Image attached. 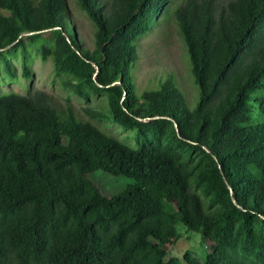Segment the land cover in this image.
I'll return each instance as SVG.
<instances>
[{
  "label": "trees",
  "instance_id": "trees-1",
  "mask_svg": "<svg viewBox=\"0 0 264 264\" xmlns=\"http://www.w3.org/2000/svg\"><path fill=\"white\" fill-rule=\"evenodd\" d=\"M167 1L75 0L93 26L88 50L65 0H0V48L14 42L0 71L13 75L17 49L28 78L34 46L69 92L103 96L89 118L132 132V143L107 135L43 90L0 95V264H264V0L175 7L192 112L170 81L137 98L128 76L133 41ZM252 108L261 120L246 124ZM94 170L132 181L105 196ZM177 225L212 239L202 260L166 257Z\"/></svg>",
  "mask_w": 264,
  "mask_h": 264
},
{
  "label": "rangeland",
  "instance_id": "rangeland-1",
  "mask_svg": "<svg viewBox=\"0 0 264 264\" xmlns=\"http://www.w3.org/2000/svg\"><path fill=\"white\" fill-rule=\"evenodd\" d=\"M105 1V0H103ZM181 0H168L158 13L149 19L148 30L138 36L134 41L135 58L128 70V76L132 84L135 97L139 98L143 91L157 90L159 84L170 81L183 97L185 107L192 112L198 96V89L190 73L188 55L183 40L178 32L173 18V11ZM66 10L71 22L84 47L92 50L93 26L90 20L77 7L75 0H65ZM226 0H219L224 4ZM27 63L30 66L28 78L21 76V60L17 49L8 57L13 64V75L7 76L0 71V95L9 92L25 94L35 89L43 90L50 96V104L57 109H65L69 104L75 117L79 120H87L105 134L112 135L124 142L132 143L130 130L120 128L118 125L103 119L89 118L83 108L94 105L96 108H104L103 96L89 93L84 100L62 86L65 74L57 76L53 73L50 59L41 60L34 46L27 47ZM247 49L240 56V61L246 58ZM249 121L246 124H254L261 120L255 108L249 113ZM99 191L105 196H111L123 190L125 185L132 181L124 175H109L101 170H94L86 176ZM176 237L171 243L166 244V257H182L184 252H189L199 260L209 249L212 239L208 236L202 239L197 231H186L183 226H176ZM182 264L184 262L182 261Z\"/></svg>",
  "mask_w": 264,
  "mask_h": 264
},
{
  "label": "water",
  "instance_id": "water-1",
  "mask_svg": "<svg viewBox=\"0 0 264 264\" xmlns=\"http://www.w3.org/2000/svg\"><path fill=\"white\" fill-rule=\"evenodd\" d=\"M47 30H49V29H41V30H37V31H34V32H21V33L18 35V37H20V36H22V35H27V34H33V33L45 32V31H47ZM12 43H14V42H12ZM12 43H11V44H12ZM11 44H8V45H6L5 47L0 48V50H3V49H5V48L9 47ZM91 64L94 66V68H95V70H96V66L94 65V63L91 62ZM94 74H95V71H94ZM97 85L99 86V84H97ZM122 95H123V96L125 95V92H124V91H123ZM161 117H162V116H161ZM154 118H157V116L154 117ZM172 123H173V126H174V130H175V132H176V135L178 136V130H177L176 123H175L174 120H172ZM228 190H229V194L231 195V189H230L229 187H228ZM230 199H231V202L235 204V200H234V198H233V197H230Z\"/></svg>",
  "mask_w": 264,
  "mask_h": 264
}]
</instances>
